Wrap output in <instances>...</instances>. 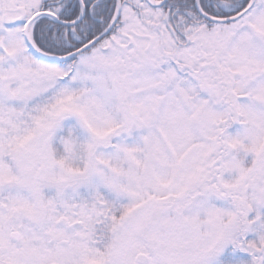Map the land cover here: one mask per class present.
I'll return each mask as SVG.
<instances>
[{
    "label": "snow or ice",
    "instance_id": "obj_1",
    "mask_svg": "<svg viewBox=\"0 0 264 264\" xmlns=\"http://www.w3.org/2000/svg\"><path fill=\"white\" fill-rule=\"evenodd\" d=\"M0 264H264V0H0Z\"/></svg>",
    "mask_w": 264,
    "mask_h": 264
}]
</instances>
